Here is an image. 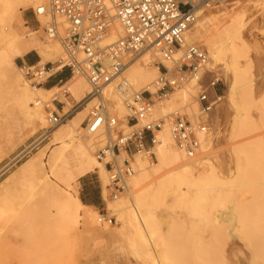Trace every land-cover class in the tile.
Returning a JSON list of instances; mask_svg holds the SVG:
<instances>
[{"label": "bare ground", "instance_id": "bare-ground-1", "mask_svg": "<svg viewBox=\"0 0 264 264\" xmlns=\"http://www.w3.org/2000/svg\"><path fill=\"white\" fill-rule=\"evenodd\" d=\"M45 3L46 0H0V126H4L9 137L13 135L14 124H24L32 135L45 128L48 123L46 110L50 106L56 110V105L52 103L53 95L49 102L43 95L66 90L69 95L62 94L61 102L67 107L72 105L68 96L78 102L90 93L87 78L83 75L71 76L67 82L51 90L33 87L16 64L17 58L36 51L40 56L36 63L39 66L53 61L52 74L63 68V63L59 61L65 58L64 55L58 59L64 54L62 46L44 33L45 17H37L45 38L43 43L21 37L14 26L21 10L36 9ZM239 3L241 0H225L216 7V13L210 7L199 8L196 21L186 33L188 43L208 53L209 62L204 70L203 83L206 84L210 76H216L227 88L225 101L207 117L210 133L197 134L201 145L197 155L188 158L179 150L165 126L158 133V143L153 148L156 162L151 163L136 155L135 175L129 181L128 193L116 200L110 199L108 174L104 166L106 161L95 155L98 149H103L106 137L92 135L83 127L90 107L95 104V101H90L68 119V123L51 133L49 144L0 183V227L24 234L29 231L31 220L45 219L69 231L79 230L82 226L81 236L94 242L124 238L133 256L143 264H226L223 255L226 232H222L220 226H212L215 220L211 214L214 208L220 209L228 204L226 201L231 197L232 189L248 190L252 195L250 203L237 205L235 201L239 222L237 231L253 250L250 264H258L260 257L255 237L264 232V140L247 139L235 146L236 167L231 179L220 177L213 160L219 129L230 116L234 117L235 139L252 137L260 125L264 128V59L262 57L259 61L257 57V66L251 54L252 45L243 35L248 11L242 4L238 8L236 5ZM105 4L110 14L114 15L111 0H105ZM39 32L37 30L32 35ZM123 36L122 26L115 21L101 46H110ZM253 49L256 51V46ZM180 55L181 52H178L175 58ZM158 59L160 56L155 49L141 52L130 59L124 73L104 90L109 110L126 128L129 126L125 116L129 110L125 102L134 91L148 89L153 92L152 83L161 73L156 65ZM181 79L184 83L169 99L155 102L153 117H163L173 110L184 108L193 123L204 119L196 99L197 84ZM122 81L129 84L127 92L119 87ZM259 93L263 94L261 98L257 96ZM253 109L260 113V125L252 116ZM41 139L35 143H40ZM92 173L99 176L107 210L120 224L116 232L100 230L111 226L100 224L96 212L91 211L78 196L77 183ZM219 189L220 192L229 190L227 194L218 193L211 205V196ZM171 200L174 202L168 206ZM167 209L175 215L180 214L175 210L184 209L191 218L189 228L177 218L165 225L160 220V214ZM207 228H211L209 240L202 235ZM229 235L232 237L231 233Z\"/></svg>", "mask_w": 264, "mask_h": 264}, {"label": "built area", "instance_id": "built-area-1", "mask_svg": "<svg viewBox=\"0 0 264 264\" xmlns=\"http://www.w3.org/2000/svg\"><path fill=\"white\" fill-rule=\"evenodd\" d=\"M225 0H111L115 14L111 15L105 0H46L34 15L46 18L43 27L47 37L57 40L65 53L63 69L71 76L87 78L90 93L64 113L66 103L54 94L52 103L62 106L61 111L48 113L50 128H56L88 102L95 101L85 122V130L92 135L102 134L106 145L97 154L108 174L110 198L118 199L129 191V181L135 175V156L141 155L149 162H156L153 148L158 143V133L167 126L176 146L188 158L200 151L198 133L208 135L210 125L207 117L219 105L224 95L220 77L207 78L203 83L204 70L209 62L208 53L201 47L188 43L186 33L196 21L197 10L211 7ZM118 21L124 36L114 44L102 47L103 39ZM40 24V23H39ZM147 49H155L160 56L156 63L160 74L148 89L134 91L126 100L129 110L127 130H119L121 122L111 113L104 97V90L119 78L131 62ZM181 52L178 58L175 55ZM22 74L31 86H45L57 73L45 66L26 65ZM194 81L198 87L196 99L203 120L193 123L184 108L173 110L163 117H153L156 101L169 99L184 81ZM64 82L58 80L61 86ZM222 84V85H221ZM57 86V85H56ZM121 91L127 92L129 84L122 81ZM66 96L69 93L63 90ZM49 109V108H47ZM47 130L43 135L51 134ZM113 217L99 215L98 222L112 225Z\"/></svg>", "mask_w": 264, "mask_h": 264}, {"label": "rangeland", "instance_id": "rangeland-1", "mask_svg": "<svg viewBox=\"0 0 264 264\" xmlns=\"http://www.w3.org/2000/svg\"><path fill=\"white\" fill-rule=\"evenodd\" d=\"M241 4L239 3L236 6H238L239 8V5H241L245 10L248 11V17L245 22L246 26L243 30V35L246 38L247 43L252 45L251 54L253 55L254 60L256 61L257 57H259L258 60H261L262 57L264 59V0H241ZM218 5L219 4H216L210 7L212 12L216 13V7ZM34 11L35 7L21 10L16 18L14 26L17 28L21 37L24 36L26 39H35L38 43H43L45 38L42 32L41 23L35 17ZM37 30L40 32L32 35ZM255 46L257 48L256 51H254L255 49H253V47ZM29 53L30 54H28L24 59H16V64L18 65V67L21 68L23 64L35 65L40 60V56L36 51H31ZM63 55L64 57H66L64 53L60 57H58V59L63 57ZM32 60L34 61V64H31ZM258 60L255 62L256 64L260 61ZM158 61L159 59L156 60V63ZM51 62H48L46 64L47 67H54L53 61ZM63 72V74H66L67 77H71L68 69H63ZM58 74L60 73H57V75H55L57 78H59ZM56 77L52 78V80H55L51 83L56 82ZM209 78L211 79V76ZM66 81L67 80H65L64 82ZM222 84H224L223 81ZM223 90L224 98L222 99V101H225V97L227 96V88L225 85ZM54 94H59V100L61 101L63 92L59 91H52L49 95H43V97L46 98V102H49V99L52 97V95L54 96ZM262 95V93H259L257 96L258 98H261ZM67 99L72 105L67 106L64 113L68 112L76 103L81 101L80 100L78 102H75L71 96H68ZM55 105L57 106V104ZM91 108L92 106L90 107L88 114ZM53 110H55V108L53 106H50V108L46 110L45 116L48 118V113ZM77 113L78 112L74 113L73 116H75ZM129 114L130 113L128 112V114L125 116L126 120ZM114 115L117 117L116 114ZM252 116L260 125L261 122L259 120V111L253 109ZM71 117L69 119H71ZM117 119L119 120L118 117ZM233 119L234 117L230 116L226 120V123H224L219 129V140L213 159L222 179H231L234 176L236 165L233 150L235 146H237V144H240L247 139L257 140L259 138H262L264 140V128L261 127V125L258 131L254 135H252V137L247 136L248 138L239 137L235 139L233 136ZM67 121H65L63 124H66ZM119 122L121 121L119 120ZM62 125L56 128H50V124L48 122L44 129L40 130L35 135H32L30 129L26 128L24 124H14L12 126L13 135L10 137L7 135L4 126L1 125L0 183L4 179L9 177L12 173L17 171L18 167H20L24 161L32 157L33 154L43 146L50 143L49 141H51V134L47 138L43 137L47 130H51L53 132L54 130L60 128ZM83 127L85 128V124H83ZM119 130L125 131L127 130V128L124 125L120 124ZM39 138H42L40 143H35ZM105 145L106 141L102 148H104ZM99 151L100 149L95 152L96 156ZM76 190L78 191V196L81 201L86 206H88L91 211L96 212V217H99V215L103 214L107 215L108 217L114 218L115 221L112 225H110L111 227L109 229H99L104 230L108 233L116 232L120 227V224L116 222V218L112 216L107 210L106 202L102 197V189L101 182L99 181V176L96 173H92L87 177L79 180L76 185ZM228 190L229 189L221 190V192L220 189L216 190L213 193L214 195L212 194L211 196V205L212 202L215 201L216 195L218 193L227 194ZM231 192V197H229V199L226 201V203L228 204H224L225 207L221 206L222 208L219 207L220 209H213L214 211H212L211 215L215 221H213L212 226H220L221 231L224 233L226 232L224 237H226L227 241L223 253V255L225 256L224 258L226 264H250L253 256V250L247 246V243L242 239L243 235L237 231L239 222L237 220L238 212L235 207L238 204L250 203V201L252 200V195L248 192V190L238 191L236 189H232ZM173 202V200L169 201L168 206H171ZM175 211H179L180 214L175 215L173 212L167 209V211H164L163 214H160V220L165 225H168L170 222H172L173 218H177V220L182 221V223H185L187 228H189L191 224V218L187 215L186 211L184 209ZM29 225V231L24 232V234L27 233L26 235H24L23 233L16 234L10 232L9 230H4L0 227V264H143L133 256L128 247V243L124 238H116L114 240H107L104 242H94L91 240H87L86 238H83L81 236V231L83 228L82 226L79 227V230L69 231L65 228L60 229L56 227L52 222L45 219L34 218L33 220H31V222H29ZM210 229L211 228L204 229L202 232L205 240H209L211 237ZM229 233L232 234V237L231 235H229ZM255 239L257 241V251L260 257L258 264H264V232L259 233L255 237ZM260 241H262L263 244Z\"/></svg>", "mask_w": 264, "mask_h": 264}, {"label": "crops", "instance_id": "crops-1", "mask_svg": "<svg viewBox=\"0 0 264 264\" xmlns=\"http://www.w3.org/2000/svg\"><path fill=\"white\" fill-rule=\"evenodd\" d=\"M28 54H30V53H27V54H25L23 57H20L21 59H24V58H26L27 57V55ZM20 58H18V59H20ZM31 64H34V61L32 60V62H31ZM64 72H63V70L60 72V74H58L59 75V78H57L56 76H54V77H56L57 79H56V82L55 83H51L52 81H54L55 79H50L49 81H48V83L43 87L45 90H51L52 88H54V87H56V85L57 86H60L59 84H58V80H62L63 82L65 81V80H69L70 78L69 77H67L66 76V74H63ZM69 78V79H68ZM66 81V82H67ZM56 107V110L58 111V112H60L61 111V108H62V106H55ZM65 108H66V106H65ZM65 108H64V111H65ZM90 175V174H89ZM88 176V175H87ZM86 177V176H85ZM85 177H83V178H85ZM82 178V179H83ZM81 200V199H80Z\"/></svg>", "mask_w": 264, "mask_h": 264}]
</instances>
